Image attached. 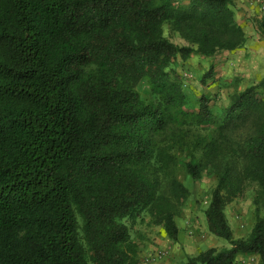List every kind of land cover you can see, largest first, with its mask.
<instances>
[{
  "label": "trees",
  "instance_id": "1",
  "mask_svg": "<svg viewBox=\"0 0 264 264\" xmlns=\"http://www.w3.org/2000/svg\"><path fill=\"white\" fill-rule=\"evenodd\" d=\"M245 41L235 0H0V264H141L124 220L176 242L181 174L215 179L202 213L226 244L174 264H264V74L214 112L176 69ZM248 189L235 237L225 206Z\"/></svg>",
  "mask_w": 264,
  "mask_h": 264
},
{
  "label": "rangeland",
  "instance_id": "2",
  "mask_svg": "<svg viewBox=\"0 0 264 264\" xmlns=\"http://www.w3.org/2000/svg\"><path fill=\"white\" fill-rule=\"evenodd\" d=\"M163 34L164 36L169 37V39L177 45H188V42L180 38L178 34L170 33L167 26L163 27ZM192 56L193 59L191 58ZM189 58H191V61L190 59L184 61L178 59L176 61V69L181 77L182 83L184 84L188 107H195L198 97L203 94L210 98L212 110L214 112H219L227 104L229 97V93L224 94V90L220 93L217 89L218 83H216V81L218 78H216L215 75L219 74L220 71L215 72V74L213 72V65H210L208 61L197 55H191ZM210 67H212L211 76L206 78L204 83H201V78ZM263 91L264 88L259 90L260 95L263 94ZM141 96L145 99L149 97L146 87L142 88ZM180 179L190 193L184 203L177 210L175 222L178 223L179 229H182L184 233H187V231L190 230L194 235H202L203 239L207 241L210 236L213 238V235H211L206 228L202 210L207 205L210 192L215 185V179L213 177L203 176L192 182L183 174L180 175ZM262 213L263 211L260 212V214ZM225 215L230 227H232L234 231L236 229L240 231L239 234H237L236 231L233 233L235 237L247 236L255 220L251 189H248L241 197L229 202L225 206ZM142 216L143 221H140L139 217L133 221L128 219L124 220V223L129 228L131 239L138 246V256L141 264L146 263L145 259L149 258V255L147 254L149 251L147 250L150 246L154 247V251L162 249V241L168 240L160 226L150 224L149 218L146 214H143ZM218 240L220 244L219 242L208 241V245H211V247H221L226 244L223 239L218 238ZM164 249L167 251L169 250L167 247H164ZM239 264H256V261L244 260V262L240 261Z\"/></svg>",
  "mask_w": 264,
  "mask_h": 264
},
{
  "label": "crops",
  "instance_id": "3",
  "mask_svg": "<svg viewBox=\"0 0 264 264\" xmlns=\"http://www.w3.org/2000/svg\"><path fill=\"white\" fill-rule=\"evenodd\" d=\"M259 16H261L259 9L257 6L252 5L249 0H235V19L245 34V43L236 50L223 51L213 57L204 58L210 65H213L214 73L220 71L219 74L215 73V77L218 78L216 81L218 83L217 89L220 93L223 90L225 91L224 94L239 92L262 79L264 74V40L258 38L254 25V20L259 18ZM191 58L193 59V56ZM191 58H188V60L190 59L191 61ZM262 96L264 97V91ZM176 224L178 226L177 222ZM230 228L233 233L235 231L237 234L240 233L236 229L237 227L235 231L232 227ZM192 233L190 230L184 233L182 229H179L176 242L169 239L162 241L161 245L163 247L161 248L167 247L169 249L164 257L142 264H174L184 259L187 255H194L211 247V245H208V241L219 242L215 236L213 238L210 236L209 240L206 241L202 235H194ZM147 251H149L147 254L150 256L154 251V247L150 246ZM246 259L247 257H238L237 264ZM256 264H258L257 258Z\"/></svg>",
  "mask_w": 264,
  "mask_h": 264
},
{
  "label": "built area",
  "instance_id": "4",
  "mask_svg": "<svg viewBox=\"0 0 264 264\" xmlns=\"http://www.w3.org/2000/svg\"><path fill=\"white\" fill-rule=\"evenodd\" d=\"M249 2L252 5L257 6V8L260 11V14H264V0H249ZM167 254V250L166 249H158L153 251V253L149 256V258H146L145 261H155L158 260L162 257H164ZM246 261H256V257L255 256H247ZM244 262V260L242 261Z\"/></svg>",
  "mask_w": 264,
  "mask_h": 264
}]
</instances>
